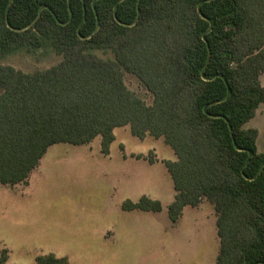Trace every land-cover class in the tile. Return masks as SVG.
<instances>
[{"label": "trees", "instance_id": "trees-1", "mask_svg": "<svg viewBox=\"0 0 264 264\" xmlns=\"http://www.w3.org/2000/svg\"><path fill=\"white\" fill-rule=\"evenodd\" d=\"M40 50L62 60L31 72L0 63L1 185L26 184L57 144L101 138L108 155L115 129L128 126L177 156L164 161L176 191L170 220L206 199L216 264H264V153L247 127L264 104V0H0V60ZM121 208L163 205L143 195ZM8 259L4 250L0 264ZM36 264L70 263L50 253Z\"/></svg>", "mask_w": 264, "mask_h": 264}, {"label": "rangeland", "instance_id": "rangeland-1", "mask_svg": "<svg viewBox=\"0 0 264 264\" xmlns=\"http://www.w3.org/2000/svg\"><path fill=\"white\" fill-rule=\"evenodd\" d=\"M61 60L40 50L0 63L31 72ZM125 82L153 102L135 75L127 73ZM247 127L258 130L264 153V104ZM115 135L108 155L101 138L86 146L57 144L26 184H0V256L7 250V264H36L39 255L50 253L70 264H216L220 238L212 203L205 199L186 207L177 223L169 218L176 191L164 161L177 159L174 150L163 138L134 136L128 126L115 129ZM143 195L159 199L163 210H122L125 200Z\"/></svg>", "mask_w": 264, "mask_h": 264}, {"label": "water", "instance_id": "water-1", "mask_svg": "<svg viewBox=\"0 0 264 264\" xmlns=\"http://www.w3.org/2000/svg\"><path fill=\"white\" fill-rule=\"evenodd\" d=\"M206 111H207V107H206ZM251 155H252V154H251ZM251 155H250V156H251ZM250 159H251V157L248 159V162L250 161Z\"/></svg>", "mask_w": 264, "mask_h": 264}, {"label": "crops", "instance_id": "crops-1", "mask_svg": "<svg viewBox=\"0 0 264 264\" xmlns=\"http://www.w3.org/2000/svg\"><path fill=\"white\" fill-rule=\"evenodd\" d=\"M263 76H264V74H263ZM261 79L263 80V78H261ZM262 84H264L263 81H262ZM263 86H264V85H263ZM258 139H259V137H258Z\"/></svg>", "mask_w": 264, "mask_h": 264}]
</instances>
